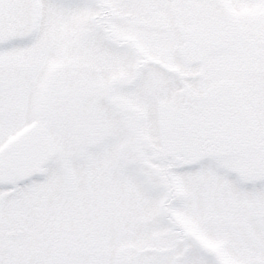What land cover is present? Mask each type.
Segmentation results:
<instances>
[{
    "label": "snow or ice",
    "instance_id": "1",
    "mask_svg": "<svg viewBox=\"0 0 264 264\" xmlns=\"http://www.w3.org/2000/svg\"><path fill=\"white\" fill-rule=\"evenodd\" d=\"M0 264H264V0H0Z\"/></svg>",
    "mask_w": 264,
    "mask_h": 264
}]
</instances>
